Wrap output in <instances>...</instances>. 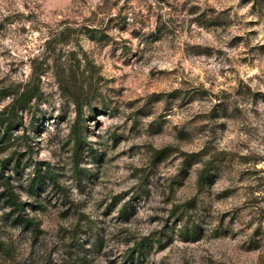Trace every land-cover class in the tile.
Masks as SVG:
<instances>
[{
  "label": "rangeland",
  "instance_id": "374dc122",
  "mask_svg": "<svg viewBox=\"0 0 264 264\" xmlns=\"http://www.w3.org/2000/svg\"><path fill=\"white\" fill-rule=\"evenodd\" d=\"M7 189L0 264H264V0H0Z\"/></svg>",
  "mask_w": 264,
  "mask_h": 264
},
{
  "label": "trees",
  "instance_id": "16d2710c",
  "mask_svg": "<svg viewBox=\"0 0 264 264\" xmlns=\"http://www.w3.org/2000/svg\"><path fill=\"white\" fill-rule=\"evenodd\" d=\"M248 4L253 5V7L256 6V4H258V2L260 0H245ZM69 28L67 27H63L60 30L57 31L56 36H62ZM86 35L87 37L95 42H99L102 39L104 40V35L96 28H86ZM68 86H65V88H67ZM33 90H28V89H24L19 96L16 99V103L17 104H26L30 101L31 97H33L35 94L32 93ZM201 92V91H198ZM172 95V94H171ZM173 97H177L176 94H173ZM115 139V138H112ZM76 142H77V147H79L81 145V139L80 136H76ZM171 152H169V150L167 148L161 149V150H157L155 152V158L157 159L158 157H165L167 155H169ZM95 154H92V156H94ZM185 156V162H187L188 166L193 165L194 163H197L198 161H200L201 156H202V152H191V153H186L184 154ZM214 169V166H212L211 162L208 161L207 163H205V165L202 167V169L199 172L198 175V183L200 185H203L205 183H207V181H209L210 177L213 176V174L210 172L211 170ZM211 181V180H210ZM0 196H3L5 199V204L7 205V207L10 208L11 211H20L22 210V207L25 205V203H23L21 200L18 199L17 195L10 191V190H6L3 193H0ZM124 213H127V209L126 206H124L123 209ZM183 218H180V220H182ZM13 223H21L23 224L25 227H29L31 224H33V221L30 218H22L21 216L18 214L17 216H15L12 220ZM34 225V224H33ZM33 229H37L35 228L36 226H33ZM177 237H180L182 239H193L196 237V228L195 226H187L185 228H179L178 230L175 231ZM74 234V232H73ZM156 246L159 248H162L163 245L160 243L159 239H156ZM149 245V243L147 242V239H142L140 242H134L133 247L129 250L128 253V257L129 259L134 260V262H139L140 257L142 256L143 253V249L145 247H147ZM136 252V257L134 258V253Z\"/></svg>",
  "mask_w": 264,
  "mask_h": 264
}]
</instances>
